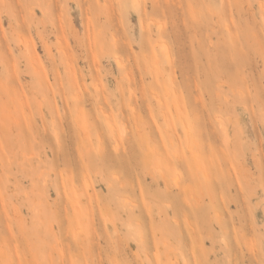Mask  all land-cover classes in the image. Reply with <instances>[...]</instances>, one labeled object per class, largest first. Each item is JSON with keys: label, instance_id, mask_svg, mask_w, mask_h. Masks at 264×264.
<instances>
[{"label": "rangeland", "instance_id": "1", "mask_svg": "<svg viewBox=\"0 0 264 264\" xmlns=\"http://www.w3.org/2000/svg\"><path fill=\"white\" fill-rule=\"evenodd\" d=\"M0 264H264V0H0Z\"/></svg>", "mask_w": 264, "mask_h": 264}, {"label": "bare ground", "instance_id": "2", "mask_svg": "<svg viewBox=\"0 0 264 264\" xmlns=\"http://www.w3.org/2000/svg\"><path fill=\"white\" fill-rule=\"evenodd\" d=\"M89 186V185H88Z\"/></svg>", "mask_w": 264, "mask_h": 264}]
</instances>
